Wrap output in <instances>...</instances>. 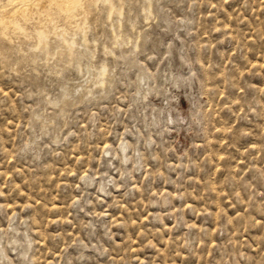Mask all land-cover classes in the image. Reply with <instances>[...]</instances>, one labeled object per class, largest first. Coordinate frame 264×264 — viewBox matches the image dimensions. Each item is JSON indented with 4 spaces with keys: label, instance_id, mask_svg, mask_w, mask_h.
<instances>
[{
    "label": "rangeland",
    "instance_id": "374dc122",
    "mask_svg": "<svg viewBox=\"0 0 264 264\" xmlns=\"http://www.w3.org/2000/svg\"><path fill=\"white\" fill-rule=\"evenodd\" d=\"M11 1L0 264H264V0H126V46L94 10L78 63L28 52L55 4Z\"/></svg>",
    "mask_w": 264,
    "mask_h": 264
},
{
    "label": "bare ground",
    "instance_id": "6f19581e",
    "mask_svg": "<svg viewBox=\"0 0 264 264\" xmlns=\"http://www.w3.org/2000/svg\"><path fill=\"white\" fill-rule=\"evenodd\" d=\"M50 1L53 4H55L56 7L58 8V14L55 17H53L55 14L53 16L49 14L45 15L44 19L39 20L38 27L33 31L32 35L30 33V35L32 36L31 37L32 42L29 46L30 48H28L29 49L28 52L34 58L37 56L36 54H38V56L41 55L46 61H48L50 58H57L60 59L59 61L65 59V61L68 63H74V62L78 63L85 56L88 55L90 56L91 54L89 50L90 42L87 38L88 36L87 33L89 32L90 29L88 16L92 11L97 9H99V12L102 13L101 15L102 19L108 22V27L110 30L109 33L112 35L114 39L113 40L114 44L123 45V46L125 44L127 45L126 39L123 37L125 35L123 34L121 35L119 32L123 27V19L125 17L124 6L126 7L125 5L126 0H50ZM145 2L146 3H144V5L145 4L146 5L143 6L142 14L144 18H147L148 15L151 14L150 11L151 0H146ZM25 4H27V2ZM21 12H24V9L21 10ZM99 16L100 15L98 14V17ZM75 19L76 22L72 23V20ZM130 27L131 29H133L134 24L132 23ZM25 32L26 31H24V33ZM127 40H129V38ZM129 42L131 43V40H129ZM132 46L133 49L137 48V44H134ZM79 48H81L80 51H78ZM105 48L107 47H104V50ZM109 53L113 54L114 52H109ZM95 74H96V79L94 81L95 85L98 88H103L106 85L107 82L106 80L108 77L107 65L105 63H102L101 66L98 68L97 73ZM88 93H90V91H88Z\"/></svg>",
    "mask_w": 264,
    "mask_h": 264
}]
</instances>
